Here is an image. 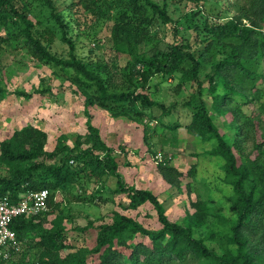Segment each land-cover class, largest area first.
Instances as JSON below:
<instances>
[{
  "label": "rangeland",
  "instance_id": "obj_1",
  "mask_svg": "<svg viewBox=\"0 0 264 264\" xmlns=\"http://www.w3.org/2000/svg\"><path fill=\"white\" fill-rule=\"evenodd\" d=\"M155 1L165 6L170 21L156 18L150 28L149 41L141 43L137 50L150 56L160 47L165 48L170 43L182 40L192 43L191 53L194 58H186L179 71L154 73L145 82V87H142L131 78L132 74L142 68L141 64L125 72V67L134 62L131 54L123 52L117 57L121 66L112 65L117 56L112 37L114 20L110 17H113L114 10L106 9L108 16L102 17L95 5L88 8L78 0H53L56 11L64 13L66 21L71 24L69 34L77 52L83 54L94 66L107 65L111 89L142 91L164 105L141 109L143 114L136 112L139 110L137 106L127 103L130 116L111 114L110 110L94 99L88 104L89 96L98 94L95 85L81 83L79 86L74 83L70 78L76 74L73 70L68 72L52 63L43 62L21 41L12 45V40L3 39L7 33L4 27H0V148L3 140L10 139L16 130L27 125L46 132V147L49 150L57 146L59 137L64 133L69 135L68 143L74 146L77 136L87 132V119L91 116L94 123L103 127L112 142L116 139L114 154L127 184L153 190L174 221L185 222L186 218L197 213L200 227L196 230L197 235L204 237L209 246L222 252L231 246L225 236L221 237L224 221L236 217L231 208L235 197L233 176L226 169L223 157L208 152L215 146L216 140L202 139L190 132L187 124L191 122L193 106L198 104L202 96L215 123L226 131L233 124L235 110L259 115L264 122V58L259 56L247 63V67L254 73L253 77L242 78L241 72L235 74L239 81V85L237 83L235 86L236 92L225 97L222 111L216 110L213 106V93L210 92L214 82L208 79V74L212 66L225 58L230 49L224 44L214 43L207 54L201 41L208 30L204 29L197 36L194 26L202 28L223 22L238 13L244 1L202 0L199 5L190 0ZM22 2L27 6L31 19L39 23L43 39L47 40L50 49L60 55H67L70 44L63 39L62 27L43 0ZM196 67L198 78L185 77L184 71ZM140 79L144 81V75ZM21 91L32 96L21 95ZM218 91L223 92L220 85ZM113 108L115 111L122 110L117 104ZM256 134L254 140L243 143L244 151L237 148L234 150L239 163L248 166L247 187L255 186L256 193L260 194L264 185L258 168L264 163L263 128H258ZM159 149L173 155L170 165L181 173L180 187L168 183L159 172L154 159ZM83 173L80 181L89 191L81 192L79 185L61 189L56 194L58 208L42 218L45 219L46 227H52L57 217L63 216L62 225L65 230L61 239L65 246L60 250L62 254L82 246L94 247L101 225L111 221L116 212L133 217L148 229L162 227L158 213L150 202L133 208L127 194L117 193V179L112 174L97 175L93 181H89L87 172ZM194 203H198V206ZM249 237L252 242L256 241L255 234ZM39 239L36 231L27 232L23 239L24 250L15 261L37 262L44 249ZM143 240L147 243L150 241L145 235H136L135 242ZM254 264H264V253L254 258Z\"/></svg>",
  "mask_w": 264,
  "mask_h": 264
},
{
  "label": "trees",
  "instance_id": "obj_2",
  "mask_svg": "<svg viewBox=\"0 0 264 264\" xmlns=\"http://www.w3.org/2000/svg\"><path fill=\"white\" fill-rule=\"evenodd\" d=\"M81 1L88 8L92 5L99 8L102 17L108 16L106 9L114 10L113 17H110L114 20L112 37L117 56L112 65L121 66L117 57L123 52L131 54L134 62L125 67V72L137 64L142 65L131 76L138 86L145 87V82L156 72L179 71L186 58H194L191 53L192 43L182 40L170 43L165 48L160 47L150 56L137 50L141 43L149 41L150 28L156 18H162L164 22L170 21L165 6L162 7L155 0H78L79 3ZM190 1L199 5L202 0ZM243 1L239 12L225 21L202 28L194 26L197 36L204 29L208 30L201 41L207 54L214 43L224 44L230 49L225 58L212 66L208 74V79L214 82L210 92L213 93V106L218 111L224 109L222 106L225 105V97L236 92L235 86L239 81L235 74L241 72L242 78L253 77L254 73L247 67V63L259 56L264 58V0ZM43 2L62 27L63 39L70 44L67 55H60L50 49L47 40L43 39L39 23L31 19L22 0H0V27H4L7 33V37L3 39L12 40V45L21 41L23 46L32 50L43 62L52 63L68 72L73 70L76 74L70 78L79 86L81 83L95 85L98 94L89 96L87 103L93 99L95 102L99 101L111 114L130 116L126 103L137 106L139 110L136 112L142 114L141 109L164 106L142 91L111 89L107 65L94 66L83 54L78 53L69 34L71 24L66 21L64 13L56 11L53 0ZM196 63H199L198 60ZM197 69L184 71L185 77L198 78ZM142 75L144 81H140ZM219 85L222 93L218 91ZM19 94L32 96L26 91ZM199 94L203 95L202 92ZM114 104L122 110L115 111ZM192 109L193 115L187 129L204 140H216L217 143L208 152L213 156L223 157L226 169L233 176L235 197L231 208L236 217L225 219L221 236L227 238L230 247L220 252L209 246L204 237L197 235L196 230L200 228L197 213L186 218L185 222L174 221L153 190L127 184L114 154L116 149L108 145L100 127L89 116L87 132L77 136L74 146L68 143L69 135L64 133L53 150L47 149L46 132L33 125L16 130L10 139L1 142L0 196L18 202L25 193L43 188H48L50 195L46 214L31 218L20 216L11 223L22 243L27 232L36 231L40 244L44 246L38 261L17 263L15 259L18 255L11 259L0 255V264H254V258L264 253V185L260 194L256 193L255 186L247 187L248 166L239 163L234 148L242 151L243 143L256 138L258 128L262 127L264 130V122L259 115L235 110L233 124L226 131L215 123L203 96ZM170 162L167 158L157 162L159 172L168 183L180 187L181 173ZM258 168L264 182V163ZM84 171L87 172L89 181H93L97 175L112 174L117 179V193L127 194L133 208L150 202L158 213L162 227L148 229L133 217L116 212L111 221L101 225L94 247L82 246L62 254L60 250L65 246L61 239L65 230L62 225L63 216H58L52 227H46L45 219L42 218L58 208L56 194L61 189L79 185L81 192L89 191L80 181ZM194 205L197 207L198 203ZM77 228L86 230L84 227ZM137 234L147 236L150 241L135 242ZM252 234L257 236L255 242L250 240L249 235Z\"/></svg>",
  "mask_w": 264,
  "mask_h": 264
},
{
  "label": "built area",
  "instance_id": "obj_3",
  "mask_svg": "<svg viewBox=\"0 0 264 264\" xmlns=\"http://www.w3.org/2000/svg\"><path fill=\"white\" fill-rule=\"evenodd\" d=\"M173 159V155L159 149L154 155L156 162ZM48 188L30 191L22 195L18 202H12L8 197L0 196V255L11 259L23 252V243L18 238L17 231L11 226L13 220L20 216L38 217L49 209Z\"/></svg>",
  "mask_w": 264,
  "mask_h": 264
},
{
  "label": "crops",
  "instance_id": "obj_4",
  "mask_svg": "<svg viewBox=\"0 0 264 264\" xmlns=\"http://www.w3.org/2000/svg\"><path fill=\"white\" fill-rule=\"evenodd\" d=\"M95 125H97L98 127H100V129H101V132H102V136H103V138H104V140L108 143V145H110L111 147H114V146H116V139L112 142L111 141V138H110V136H107V134H105V131H104V129H103V127L102 126H100L99 124H97V123H94ZM115 149V148H114Z\"/></svg>",
  "mask_w": 264,
  "mask_h": 264
}]
</instances>
